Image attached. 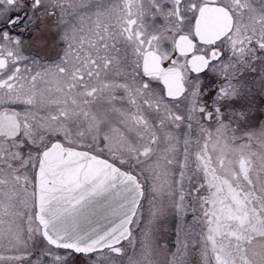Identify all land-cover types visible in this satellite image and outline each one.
<instances>
[{
  "label": "snow or ice",
  "instance_id": "1",
  "mask_svg": "<svg viewBox=\"0 0 264 264\" xmlns=\"http://www.w3.org/2000/svg\"><path fill=\"white\" fill-rule=\"evenodd\" d=\"M0 264H264V0H0Z\"/></svg>",
  "mask_w": 264,
  "mask_h": 264
}]
</instances>
